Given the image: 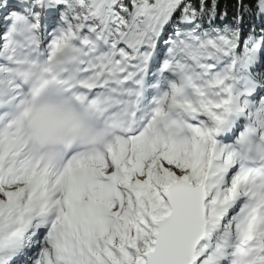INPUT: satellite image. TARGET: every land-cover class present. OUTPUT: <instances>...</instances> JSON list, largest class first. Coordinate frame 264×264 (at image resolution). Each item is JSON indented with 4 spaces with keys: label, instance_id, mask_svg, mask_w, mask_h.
Here are the masks:
<instances>
[{
    "label": "snow or ice",
    "instance_id": "1",
    "mask_svg": "<svg viewBox=\"0 0 264 264\" xmlns=\"http://www.w3.org/2000/svg\"><path fill=\"white\" fill-rule=\"evenodd\" d=\"M0 264H264V0H0Z\"/></svg>",
    "mask_w": 264,
    "mask_h": 264
}]
</instances>
